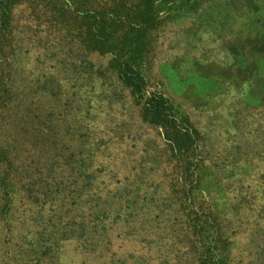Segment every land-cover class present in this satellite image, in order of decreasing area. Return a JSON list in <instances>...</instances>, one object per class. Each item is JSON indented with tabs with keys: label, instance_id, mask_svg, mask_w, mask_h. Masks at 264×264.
<instances>
[{
	"label": "rangeland",
	"instance_id": "rangeland-1",
	"mask_svg": "<svg viewBox=\"0 0 264 264\" xmlns=\"http://www.w3.org/2000/svg\"><path fill=\"white\" fill-rule=\"evenodd\" d=\"M0 264H264V0H0Z\"/></svg>",
	"mask_w": 264,
	"mask_h": 264
}]
</instances>
